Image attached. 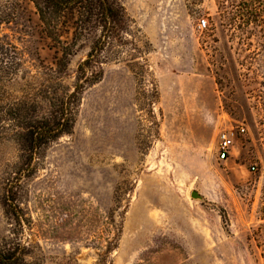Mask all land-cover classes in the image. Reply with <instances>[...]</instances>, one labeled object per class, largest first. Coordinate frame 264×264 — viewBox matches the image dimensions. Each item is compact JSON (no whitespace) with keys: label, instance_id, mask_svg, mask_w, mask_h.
Returning a JSON list of instances; mask_svg holds the SVG:
<instances>
[{"label":"rangeland","instance_id":"obj_1","mask_svg":"<svg viewBox=\"0 0 264 264\" xmlns=\"http://www.w3.org/2000/svg\"><path fill=\"white\" fill-rule=\"evenodd\" d=\"M114 1L126 31L102 76L32 154L27 131L59 115L98 33L59 66L32 2L0 0V264H264V4L245 24L239 0Z\"/></svg>","mask_w":264,"mask_h":264},{"label":"trees","instance_id":"obj_2","mask_svg":"<svg viewBox=\"0 0 264 264\" xmlns=\"http://www.w3.org/2000/svg\"><path fill=\"white\" fill-rule=\"evenodd\" d=\"M36 10L46 36L59 47L61 58L59 66L68 63L73 55L72 48L76 41L86 32H96L98 36L86 56L78 66L79 80L74 87V92L62 101L60 113L55 118L41 122L26 133L27 149L34 154L40 148L58 140L63 135L69 134L72 128V100H77L84 87L94 84L102 76L99 68L100 54L109 40H119L126 31V16L123 9L114 0H30ZM243 8L239 11L240 19L245 24L256 23L262 8L255 6L264 4V0H239ZM254 8V9H253ZM259 12V14H258ZM251 21V22H250ZM71 31V38L62 40V30ZM66 33V32H65ZM96 69L97 72H96ZM82 83L80 84V82ZM12 189L7 192V206L14 213L12 206ZM11 255H8L10 261Z\"/></svg>","mask_w":264,"mask_h":264},{"label":"built area","instance_id":"obj_3","mask_svg":"<svg viewBox=\"0 0 264 264\" xmlns=\"http://www.w3.org/2000/svg\"><path fill=\"white\" fill-rule=\"evenodd\" d=\"M206 20L202 19L199 21L198 28L199 29H205L206 28ZM245 133V129L240 126H234V127H225L218 131L217 133V159L218 161L224 162L226 161L231 153V150L234 147V143L236 140L237 135H243ZM252 171H254V167L251 168Z\"/></svg>","mask_w":264,"mask_h":264},{"label":"water","instance_id":"obj_4","mask_svg":"<svg viewBox=\"0 0 264 264\" xmlns=\"http://www.w3.org/2000/svg\"><path fill=\"white\" fill-rule=\"evenodd\" d=\"M190 198H192L193 200H201L200 196L196 192H191Z\"/></svg>","mask_w":264,"mask_h":264}]
</instances>
